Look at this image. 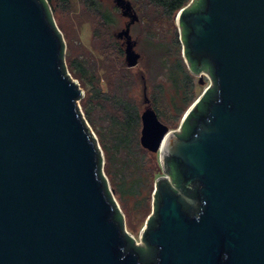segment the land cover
I'll return each mask as SVG.
<instances>
[{"label":"water","instance_id":"1","mask_svg":"<svg viewBox=\"0 0 264 264\" xmlns=\"http://www.w3.org/2000/svg\"><path fill=\"white\" fill-rule=\"evenodd\" d=\"M112 1L129 19L116 35L133 67L138 17L129 0ZM183 9L182 55L211 82L176 131L142 87L139 143L163 174L136 245L106 190L102 152L78 104L83 90L44 0H0V264H264V0Z\"/></svg>","mask_w":264,"mask_h":264},{"label":"trees","instance_id":"2","mask_svg":"<svg viewBox=\"0 0 264 264\" xmlns=\"http://www.w3.org/2000/svg\"><path fill=\"white\" fill-rule=\"evenodd\" d=\"M133 10L137 14V21L143 24L146 30L145 45L155 62L164 69L167 82L172 87V93L169 97V108L174 110L175 119L180 117L182 112L189 106L194 97L193 76L199 70H192L184 62L182 55V34H178V29L173 25L174 15L184 8L193 9L199 7L202 0H129ZM50 19L55 24L52 16V10L55 6L61 9L70 7L71 0H44ZM84 10L93 16L101 25L108 26L114 22L113 13L103 6L100 0H80ZM188 5V6H187ZM51 7V8H50ZM115 9H118L114 5ZM56 26V24H55ZM57 27V26H56ZM165 27V29L163 28ZM58 29V28H57ZM59 30V29H58ZM183 31V28L181 29ZM170 32L171 40L165 41L166 34ZM98 36L96 29L93 31ZM63 47L64 66L74 77L79 86L84 90V94L79 98L86 119L95 128L103 154L100 160L103 161L102 170L105 180L106 190L112 200L113 194L111 188L118 196L119 200L125 201L132 199L135 206L146 204L151 209V214L146 218V225L149 223L155 213L156 190L153 191L156 174L159 172L158 155L150 153L142 148L139 143L140 135V104L143 100L136 102L133 97L126 93L124 85H128L117 79L115 89L111 91H102L99 85V79L95 68V63L81 55L76 57H66L65 42ZM117 50L121 53V45H117ZM67 58V59H66ZM174 59V60H171ZM209 69L207 63L202 70ZM141 81L144 84L142 77ZM157 94L162 93V87L158 84ZM215 91L213 82L203 94V98L212 96ZM151 106L157 113L158 118L162 117L161 110L157 103L150 101ZM180 134H184L183 124ZM171 183L177 180L175 167L171 165L169 170ZM110 184V186H109ZM177 191L179 183L173 186ZM146 188V195L142 191ZM184 207L188 208L185 202V196L182 192L179 194ZM117 217L124 224L123 213L119 207L116 208ZM129 241L133 244V238L128 235ZM136 246V245H135ZM143 256H150L153 252L149 246H136Z\"/></svg>","mask_w":264,"mask_h":264},{"label":"rangeland","instance_id":"3","mask_svg":"<svg viewBox=\"0 0 264 264\" xmlns=\"http://www.w3.org/2000/svg\"><path fill=\"white\" fill-rule=\"evenodd\" d=\"M100 1L104 7L113 13L114 18V22L105 27L99 23L97 17L84 10L80 0H71L70 7L67 9H61L55 6L54 10H52L50 7L55 24L65 42L66 57H76L77 55H81L83 58L89 57V59L95 63V68H97L96 72L102 91H111L115 89L117 79H120L122 83L127 81L126 83H128V85H124L126 93L133 97L136 102H139V104L143 98V84L141 81L143 77L145 82L144 85L146 86V95L149 101H155L162 111V117L160 118L161 122L173 131L178 130L182 116L187 108L182 112L180 117L175 119L174 110L171 107L169 108L168 104L169 97L172 93V87L166 80L164 69L155 62V59L149 53L150 49L148 50L145 45L146 30L143 24L140 21H136L130 29L132 39L135 41V50L140 56L135 66L127 67L124 61V53L117 50L116 44L120 45V41L113 34L114 31H118L124 26L125 18L120 15L119 9L114 8L112 0ZM175 15L173 18V25L176 26L179 31ZM163 28L165 29V27ZM95 29L98 36L93 34ZM171 35L172 34L168 32L165 41L168 42V40H171ZM192 80L194 84L193 102L200 96L204 88L210 84V80L207 73L204 71L201 72L200 76L194 75ZM158 84L162 87V93H159V95L156 92V90H159L157 89ZM78 104L90 130L97 138L95 128L92 127L90 122L86 119L80 101H78ZM143 106L144 103L140 104V109H142ZM97 144L102 152L98 140ZM158 164L160 168L155 176L156 178L163 174L159 158ZM110 189L117 206L123 213L124 229L134 240L140 243V233L145 226L146 218L151 214V209H148L146 204L143 203L140 204V206H135L132 199L121 201L111 186ZM145 193L146 188L142 191L143 195H146Z\"/></svg>","mask_w":264,"mask_h":264},{"label":"flooded vegetation","instance_id":"4","mask_svg":"<svg viewBox=\"0 0 264 264\" xmlns=\"http://www.w3.org/2000/svg\"><path fill=\"white\" fill-rule=\"evenodd\" d=\"M118 8V7H117ZM119 9V8H118ZM120 11V10H119ZM121 15V14H120ZM122 16V15H121ZM122 17H124L125 18V21H124V26H125V24L127 23V21L129 20L128 19V17L127 16H122ZM137 21V20H136ZM136 21L135 22H133L131 25H130V28H129V32H130V29H131V27H132V25L134 24V23H136ZM124 26L122 27V28H124ZM122 28H120L118 31H120ZM118 31H114V35H115V37L120 41V45H121V47H122V49H123V53H124V46H125V40H124V37H117V32ZM180 33V32H179ZM130 35H131V33H130ZM131 38H132V36H131ZM134 48H135V46H134ZM188 66V65H187ZM142 83H143V81H142ZM145 83V82H144ZM144 85V84H143Z\"/></svg>","mask_w":264,"mask_h":264},{"label":"built area","instance_id":"5","mask_svg":"<svg viewBox=\"0 0 264 264\" xmlns=\"http://www.w3.org/2000/svg\"><path fill=\"white\" fill-rule=\"evenodd\" d=\"M209 77V76H208ZM209 80H210V78H209ZM211 82V81H210ZM210 85V84H209ZM134 243L136 244V245H141V239H140V243L139 242H137L136 240H134Z\"/></svg>","mask_w":264,"mask_h":264}]
</instances>
